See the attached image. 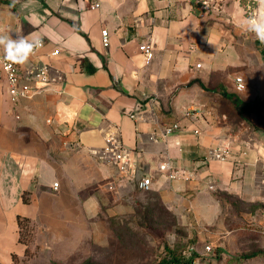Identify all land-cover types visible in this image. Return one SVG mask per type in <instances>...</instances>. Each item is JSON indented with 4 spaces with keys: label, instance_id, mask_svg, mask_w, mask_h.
<instances>
[{
    "label": "crops",
    "instance_id": "crops-1",
    "mask_svg": "<svg viewBox=\"0 0 264 264\" xmlns=\"http://www.w3.org/2000/svg\"><path fill=\"white\" fill-rule=\"evenodd\" d=\"M208 7L207 0H0V35L44 42L18 65L23 76L45 67L49 74L46 84L23 79L37 91L16 106L0 76V264L25 254L18 216L31 220L35 249H51L62 263L68 256L59 248L75 232L101 245L97 232L134 222L154 201L198 229L219 219L221 194L264 198V118L255 112L264 103L261 68L245 31ZM145 42L150 61L139 49ZM237 77L259 88L238 92ZM235 104L251 108L241 114ZM169 123L182 130L153 139ZM117 127L124 146L139 151L149 191L92 153L102 152ZM225 147L234 162L209 159ZM162 162L178 177L160 171Z\"/></svg>",
    "mask_w": 264,
    "mask_h": 264
},
{
    "label": "rangeland",
    "instance_id": "rangeland-1",
    "mask_svg": "<svg viewBox=\"0 0 264 264\" xmlns=\"http://www.w3.org/2000/svg\"><path fill=\"white\" fill-rule=\"evenodd\" d=\"M207 1L208 9L231 18L226 26L245 31L248 50L253 52L251 59L262 70H258V78L264 82V44L247 25L249 19L264 16V7L259 0ZM259 85H246L244 91H255ZM255 112L264 118V103ZM250 193L248 198L219 195L223 205L219 219L198 229L182 224L154 201L152 206L137 212L134 222L131 217L128 222L120 221L119 230L97 232L96 240L101 245L90 246L87 232H75L67 246L59 248L61 254L68 256L62 263L53 260L51 249H35V228L32 222L25 223L22 240L29 245V251L22 257L15 255L13 264H159L170 250L180 256L181 264H264V198Z\"/></svg>",
    "mask_w": 264,
    "mask_h": 264
},
{
    "label": "built area",
    "instance_id": "built-area-1",
    "mask_svg": "<svg viewBox=\"0 0 264 264\" xmlns=\"http://www.w3.org/2000/svg\"><path fill=\"white\" fill-rule=\"evenodd\" d=\"M92 8H99L100 3L98 1H93L91 4ZM109 33L107 30L102 31L103 44L105 46L109 45ZM42 41V40H40ZM44 46V42L42 41ZM42 46V47H43ZM41 47V48H42ZM40 49V48H39ZM38 49V50H39ZM141 54H143L148 61L153 58V47L150 42H145L139 47ZM37 51V50H36ZM58 51H55L54 54H58ZM4 55L0 54V76H4L8 85V94L10 100L14 106L19 105L20 102L24 99L32 98L37 91V87L28 83H22L23 79L25 80H34L42 84L49 82V74L47 68H43L39 72L31 73L29 77H25L22 74L21 69L18 65H12L10 68L7 67V62L3 60ZM201 67L200 64L197 65V68ZM236 91L243 92L246 89V83L243 77H237L235 79ZM195 112L194 110L190 111ZM132 118H136L137 115L134 113L131 115ZM47 123H51V120H47ZM182 130V126L179 123H169L165 124L163 131L161 133L153 134V139L156 141L167 139L168 137L176 134ZM196 135L200 134V130L196 129L194 131ZM92 153L98 155L99 159L108 163L110 168L113 170L114 174L117 177L122 179L129 180L131 182H137V186L142 191H149L151 189L152 180L148 176H141L138 172V155L139 151L134 149H128L124 146L121 130L117 127L116 132L109 134L106 137V146L103 148L101 153H98L95 150H92ZM210 160H218L221 162H234V156L231 153L229 147L212 150L210 153ZM159 170L162 172H168L170 179H175L178 177L177 171H173L169 163L162 162L159 164ZM58 187V184H55V188ZM213 190V186L210 187Z\"/></svg>",
    "mask_w": 264,
    "mask_h": 264
},
{
    "label": "clouds",
    "instance_id": "clouds-1",
    "mask_svg": "<svg viewBox=\"0 0 264 264\" xmlns=\"http://www.w3.org/2000/svg\"><path fill=\"white\" fill-rule=\"evenodd\" d=\"M261 7H264V0H259ZM248 30L255 34L257 40L264 44V16L251 18L247 21ZM210 44V43H209ZM42 41L28 40L24 37L12 39L6 35H0V47L3 48V60L7 62V67L12 65H24L29 58L41 48Z\"/></svg>",
    "mask_w": 264,
    "mask_h": 264
},
{
    "label": "trees",
    "instance_id": "trees-1",
    "mask_svg": "<svg viewBox=\"0 0 264 264\" xmlns=\"http://www.w3.org/2000/svg\"><path fill=\"white\" fill-rule=\"evenodd\" d=\"M94 70H95L94 68H91V71H94ZM258 104L259 103H256V106ZM235 105L237 107V110L241 114L243 113V108L245 107L251 108L250 104H243V105L235 104ZM24 201L28 202V198L26 196H24ZM25 223H31V220L26 217L18 216V225H19V233H20L19 241L26 245L25 254H28L29 245L22 240ZM181 263L182 262H181L180 256H178L174 250H170L168 253V256H166L159 264H181Z\"/></svg>",
    "mask_w": 264,
    "mask_h": 264
}]
</instances>
